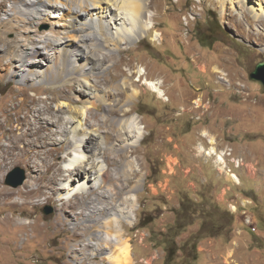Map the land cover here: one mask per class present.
Segmentation results:
<instances>
[{
  "label": "rangeland",
  "instance_id": "374dc122",
  "mask_svg": "<svg viewBox=\"0 0 264 264\" xmlns=\"http://www.w3.org/2000/svg\"><path fill=\"white\" fill-rule=\"evenodd\" d=\"M222 1L152 0L155 26L141 40L128 43L122 51H116L107 68L115 72L114 67L118 66L117 81L133 71L131 78L140 90L129 103L133 111L140 115L146 131L140 144L126 152V159L135 160L139 166V170L125 181L126 189L138 186L139 204L131 221L103 226L98 215L92 212V206L97 207L94 205V194L76 195L71 201L60 204L56 197L50 198L47 193L33 198V202L39 200V204L27 203L17 211L13 206L0 204V264H117L121 263L117 257L121 244H129L132 248L129 260L123 262L125 264H167L168 250L175 247L178 251L172 264H206L203 255L198 259L196 253V238L201 234L202 223L195 220L187 226L185 216L178 211L182 195L199 191L206 182L207 174L219 178L213 169V166L216 168L213 160L209 159L208 151L211 152L212 147H215L214 155L232 160L235 157L233 161L237 163L239 158L241 163L251 160L258 168V172L245 168L237 173L236 168L227 171L228 178H234V182L229 179L235 185L231 190L235 191V195L238 193L229 202L235 199L240 204L246 198L247 209L253 214L258 230L252 232L244 225V215L235 213L239 226L233 229L236 239L228 253L232 260L225 258L226 255L222 256V260L227 259L230 264H264V197L257 205L254 188L262 183L264 196V86L250 77L256 64L264 59V20L256 21L244 6V0L236 2L243 9V16L233 11L229 0L222 8ZM14 5L13 0H0V19L7 18V11ZM17 6L26 7L22 2ZM46 13L41 14L44 18L37 25L39 33L45 36L51 34L53 27L64 29L66 20L61 18L62 12ZM192 14L197 17L196 20L192 19ZM95 17L98 18V15ZM87 18L91 20L92 14ZM258 27L261 32L257 31ZM156 30L160 33L159 37L155 35ZM2 31L10 44L17 47L20 42L17 31L5 28ZM43 44L40 43L43 55H55V48H45ZM89 50V47L86 48V51ZM139 67L147 70V77L162 80L167 95L159 97L148 87L144 83L145 76L140 77L134 72ZM73 76L76 75L42 80L35 85L6 77L0 81V102L9 100L11 91L18 92L15 101L18 104L15 112L18 113L15 115L14 112L13 119L25 115V111L21 110L22 102L34 99L39 101V105L46 104V101L52 103L55 111L62 116H68L75 107L86 106L101 118L109 105L114 106L113 96L106 95L101 89L95 91L87 81V94H81L78 89L69 91L70 95L83 102L71 105L68 99H61L62 87L75 82ZM78 84L79 89L83 88ZM103 95L108 100H103ZM197 99H201L199 104ZM93 101L100 103V110H95ZM54 128L59 129L57 125ZM206 131L208 133L204 135ZM67 136L73 141L82 137H75L73 132ZM211 136L214 137L212 142ZM54 138L63 140L65 136L57 134ZM115 141L118 143V139ZM203 143H208L204 145L206 147L212 146L205 152L198 151V145ZM70 149L75 150V154L70 156L65 150L52 159L60 161L64 156L63 159L68 161L74 155L86 153L77 144ZM95 150L98 155L97 146ZM111 150L113 157L120 156L117 147ZM17 166L26 171L24 183L32 175L48 173L45 172L43 156H34L28 162L18 160L4 172V187H23L24 183L15 187L6 182L8 173ZM120 167L117 160L112 161L114 172ZM227 184V181L221 180L220 185ZM102 199L107 203L106 196ZM47 208H51V212L46 213ZM87 211L93 215H85ZM108 211L110 209L103 214ZM18 212L22 215L19 216ZM80 217H83V222L77 224ZM29 221L32 224L26 223ZM109 229L111 233L118 234L114 242L109 240L106 241L108 243L97 244L99 255L83 258L82 250L87 254L86 250L93 246L88 239L90 234L98 239L94 233L104 236ZM242 242L248 245L240 257L236 249ZM112 250L113 256H106V251Z\"/></svg>",
  "mask_w": 264,
  "mask_h": 264
},
{
  "label": "bare ground",
  "instance_id": "6f19581e",
  "mask_svg": "<svg viewBox=\"0 0 264 264\" xmlns=\"http://www.w3.org/2000/svg\"><path fill=\"white\" fill-rule=\"evenodd\" d=\"M226 1H222V8H225ZM237 1L239 0H229L233 11L243 16L244 11L238 7ZM13 2L15 5L7 11L8 17L0 19V30L15 29L20 36V42L14 47L9 39L5 38L3 31L0 32V81L11 77L35 85V82L42 80L63 79L69 75H76L73 76L75 82L62 87L63 93L59 95L61 99H68L71 105L83 102L84 100L70 95L69 91L78 89L85 95L88 93L85 88L89 83L95 91L101 89L106 95L113 96L116 103L114 106L106 107L105 114L98 118L93 110L86 106L75 107L68 116H62L55 111L52 103L45 100L46 104L39 105V101L34 99L32 102H22L20 109L25 111V115L13 119L18 105L15 103L18 92L11 91L12 97L2 104L0 102V204L13 206L17 211L22 210L27 203L39 204V200L33 202V198L47 193L50 198L56 197L60 204L71 201L76 195L94 194L96 203L94 200L93 203L97 207L95 209L92 206V212L98 215L103 226L112 224L116 226L122 221H131L139 204L138 186L126 189L125 181L139 170V166L135 160L126 159V152L140 144L146 131L140 115L133 111V106L129 103L140 90L135 87V81L131 78L133 71L129 76L117 81L118 66L115 65V72L107 68L114 60L116 51H122L123 46L128 43L141 40L155 26L152 0H13ZM19 2L24 3L26 7L23 9L17 6ZM244 2V6L256 21L264 20L263 1ZM45 9L62 12L61 18L66 20L64 29L53 27L51 34L45 36L42 35L44 33H39L37 25L44 18L41 14L47 12ZM89 14H92L91 20L87 18ZM95 15H98V18ZM257 31L261 32L259 27ZM159 34L156 30L155 35L159 37ZM41 42L45 48H55V55H43ZM88 47L90 50L86 51ZM134 72L139 73L140 77L145 76L144 83L159 97L167 95L162 87L164 83L162 80L147 77V70L141 67ZM76 83L83 88L79 89ZM104 95L102 99L108 100ZM200 100L197 99V104ZM93 104L95 110H100V103L93 101ZM17 113L15 112V115ZM55 125L59 129L54 128ZM72 132L75 133V137L82 136L81 139L71 140L67 134ZM205 133L208 132H204V135ZM57 134L64 135L65 138L63 140L54 138ZM115 139H118V143ZM213 140L214 137L211 136V142ZM73 144L83 148L82 151L86 153L74 155V158L71 157L68 161L63 159L64 156L60 161L58 158L52 159L55 154H61L65 150L70 156L75 154L76 151L70 149ZM96 146L99 149L98 155ZM112 147H117L121 152L119 157L112 156ZM210 147L200 145L199 150L205 152V149ZM214 149L215 147H212L213 154ZM34 156H43L46 166L44 170L48 172L47 174L32 175L25 183L23 182L21 189H9L10 187L2 185L4 172L12 163L18 160L28 162ZM113 160L121 164L120 169L115 172L111 168ZM118 182H121V185ZM15 195H18V198H14ZM105 196L107 203L102 199ZM106 209H110V212L103 214ZM92 212L87 211L85 215H93ZM18 215L22 214L18 212ZM82 222L83 217L76 221L77 224ZM26 223L32 224V221ZM92 234L88 239L92 241L93 246L86 250L87 254L82 250L83 258L87 256L95 258L99 255L97 244L113 241L118 237V234L111 233L110 229L106 231V235H100L101 237L97 232L94 233L98 235L99 240ZM131 249L129 244H121L118 247L117 257L122 264L129 260ZM113 253L114 250L106 251V256L111 257Z\"/></svg>",
  "mask_w": 264,
  "mask_h": 264
},
{
  "label": "trees",
  "instance_id": "16d2710c",
  "mask_svg": "<svg viewBox=\"0 0 264 264\" xmlns=\"http://www.w3.org/2000/svg\"><path fill=\"white\" fill-rule=\"evenodd\" d=\"M204 187L206 186L202 185L199 191L184 194L182 198L180 194L181 209L178 211L179 214L185 216L187 226L191 225L195 220H200L202 223L201 234L196 238L198 243L196 251L198 259L200 257L198 245L203 239L223 235L229 237L235 223V214L226 208L211 203V198ZM194 194H198V198H195ZM177 251L176 247L173 250L169 248L166 257L167 264H172L175 261Z\"/></svg>",
  "mask_w": 264,
  "mask_h": 264
},
{
  "label": "crops",
  "instance_id": "0c3cea01",
  "mask_svg": "<svg viewBox=\"0 0 264 264\" xmlns=\"http://www.w3.org/2000/svg\"><path fill=\"white\" fill-rule=\"evenodd\" d=\"M212 166H213V164H212ZM213 169L217 173V177H219V178H216L212 175L207 174V176H205L206 182L203 183V185L206 186V187H204V189L206 190L208 196L211 198V201H212L211 203H215V204L229 210L228 204H229L230 199L235 198L236 195L238 194V193L236 195L233 194V193H235V191L233 192V190H231V187L235 186V185L231 182V180H229L230 178H228V175L219 174L214 166H213ZM222 179L229 183V184H227L228 188H226L227 187L226 185L225 186L220 185ZM258 183L260 184L261 182H258ZM256 184H257V182H256ZM261 185H262V183L259 185V187L258 186L254 187L255 191H257L255 193L257 205L259 203H262L261 201L264 197L262 192H261L262 191ZM197 188H198V186H197ZM197 188L195 187V190ZM195 192H197V191H195ZM240 195L238 197H240ZM194 196H195V198H198V194H194ZM238 226H239L238 218L235 215V223H234L233 229L238 228ZM233 233L236 236V232H234V230H233L229 237H226L224 235L219 236V237H208V238L203 239L199 243V246H198L199 255H200V257H201V255H203L204 262L206 264H226L225 262H227L228 255H229L228 253L230 251V248H232V246H233L232 245L233 241L236 239V237L233 235ZM247 245L248 244L242 242V244H240V246L236 249V254L240 255V257H241L242 256L241 253L245 251ZM224 255H226L225 258H227L225 261L222 260V256H224ZM200 257H199V259H200Z\"/></svg>",
  "mask_w": 264,
  "mask_h": 264
},
{
  "label": "built area",
  "instance_id": "2783aa9c",
  "mask_svg": "<svg viewBox=\"0 0 264 264\" xmlns=\"http://www.w3.org/2000/svg\"><path fill=\"white\" fill-rule=\"evenodd\" d=\"M196 16L192 14V19L196 20ZM208 144V143H206ZM206 144H199V145H206ZM198 145V151H199ZM209 152V159L213 160L216 168L218 169L219 174L227 175V171L229 168H236V173L240 170L245 169H253L258 172V168L252 163L251 160L247 161L246 163H237L234 162L230 157H223L222 155H214L212 152ZM207 159V161L209 160ZM234 182V178H230ZM237 202L233 199L232 202H229V210L235 213H242L244 215L243 222L248 228L251 229L252 232H257L258 226L254 220L253 214L248 210V206H246V198L242 199L240 204H236ZM228 259H231L228 257ZM232 260V259H231ZM148 262V261H147ZM230 262V261H229ZM227 264L228 261L226 262Z\"/></svg>",
  "mask_w": 264,
  "mask_h": 264
},
{
  "label": "water",
  "instance_id": "95a60500",
  "mask_svg": "<svg viewBox=\"0 0 264 264\" xmlns=\"http://www.w3.org/2000/svg\"><path fill=\"white\" fill-rule=\"evenodd\" d=\"M250 77L255 81L261 82L264 86V59L256 64L254 70L250 73ZM26 178L27 175L25 169L17 166L8 173L6 182L7 184L16 187L23 184ZM51 210V208H47L46 213L51 212Z\"/></svg>",
  "mask_w": 264,
  "mask_h": 264
}]
</instances>
